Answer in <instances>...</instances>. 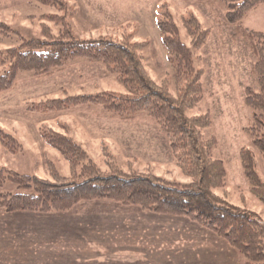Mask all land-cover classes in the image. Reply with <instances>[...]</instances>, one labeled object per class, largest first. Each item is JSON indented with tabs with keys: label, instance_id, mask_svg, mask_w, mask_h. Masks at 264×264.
I'll use <instances>...</instances> for the list:
<instances>
[{
	"label": "rangeland",
	"instance_id": "rangeland-1",
	"mask_svg": "<svg viewBox=\"0 0 264 264\" xmlns=\"http://www.w3.org/2000/svg\"><path fill=\"white\" fill-rule=\"evenodd\" d=\"M53 4L0 0V24L12 30L9 37H0V54L19 47L23 40L42 39L43 25L48 26L54 36L66 29L83 40L108 37L129 44L146 42L148 47L138 55L150 78L159 85L169 81L171 91L177 93L182 84L178 86L172 79L174 68L164 50L158 22L171 17L178 25L182 42L188 47H191L192 39L184 27L185 21L196 18L203 30L210 31L203 46L193 51L195 67L204 73V94L202 102L189 114L209 115L211 124L203 132L204 139L217 142L216 148L211 150L212 157L223 162L228 175L224 187L216 193L229 204L256 213L264 226V205L252 194L241 161L242 150H249L264 182V159L246 131L252 110L245 104V94L249 88L255 92L259 90L254 74L257 57L249 40L228 24L227 5L201 0H56ZM243 26L252 33H263L264 6L250 12ZM3 72L4 68L0 67V75ZM126 92L117 74L109 72L101 63L83 59L71 61L47 76L19 74L13 88L0 94V130L10 138L0 140V169L51 181L48 171V162H51L62 177H69L67 161L42 139V130L52 129L73 138L106 173L111 169L104 160V148L128 174L138 171L169 183L183 186L192 183V179L177 167L168 139L146 114L140 113L126 121L107 116L99 104L80 103L63 112L52 111L48 105L67 98ZM17 193L33 194V190H20L11 182L0 187V195ZM129 210L136 211L137 217L121 216ZM102 212L121 226L111 231L110 239L97 240L100 249L89 250L84 246V253L101 250L105 257L107 254L116 257V254H122L118 253L121 249L131 246L130 250L138 248L134 252H141L146 263H247L227 243L185 219L143 213L137 208L107 201L80 203L60 218L71 222ZM12 217H15L12 223L17 225L19 215ZM8 220L2 219V222L9 223ZM88 229L87 240L93 241L94 230ZM34 239L32 249L23 244L17 250V264L38 259L40 253V264L63 263L58 255L61 251L54 250L48 242L46 251L42 252L44 247ZM37 247H42V251ZM128 256L134 259L131 253ZM49 259L53 260L47 261Z\"/></svg>",
	"mask_w": 264,
	"mask_h": 264
},
{
	"label": "trees",
	"instance_id": "trees-1",
	"mask_svg": "<svg viewBox=\"0 0 264 264\" xmlns=\"http://www.w3.org/2000/svg\"><path fill=\"white\" fill-rule=\"evenodd\" d=\"M51 6L56 0H33ZM220 1L227 5L226 20L229 25L248 39L257 57L254 74L259 90L248 89L245 104L252 110L247 134L264 159V32L252 33L243 26L246 16L264 0H201ZM184 27L192 39L191 47L182 42L178 25L170 17L159 21L157 28L167 57L174 68L172 79L182 87L172 92L171 83L154 82L138 52L148 43L116 41L108 37L83 40L66 30L54 36L48 26H42L43 38L23 40L17 48L0 54V94L10 91L21 73H38L47 76L71 61L83 59L106 66L119 76L126 94L93 97H74L48 103L52 111L63 112L80 103L99 104L107 116L131 120L144 113L156 122L160 133L170 143L177 159V167L192 179L188 185L169 183L159 177L135 171L123 172L116 159L104 148L107 167L104 172L73 138L52 129L41 132L44 143L63 156L70 168V176L62 177L56 166L48 162L51 181L12 173L0 169V187L7 182L18 189L33 190V194L0 195V210L8 214L67 213L80 203L107 201L123 207L137 208L169 218L185 219L221 239L246 264H264V226L259 216L249 210L229 204L216 192L224 187L228 177L224 164L212 157L215 140L204 139L203 132L210 126L209 115L191 116L189 111L203 100V70H197L193 51L199 50L208 39L209 30H203L196 18L185 21ZM12 30L0 24V37H9ZM173 59L175 62L173 63ZM10 139L0 130V140ZM14 141V140H13ZM244 176L252 194L264 205V182L256 170L253 154L241 152ZM109 169V170H110ZM183 222V221H182Z\"/></svg>",
	"mask_w": 264,
	"mask_h": 264
},
{
	"label": "crops",
	"instance_id": "crops-1",
	"mask_svg": "<svg viewBox=\"0 0 264 264\" xmlns=\"http://www.w3.org/2000/svg\"><path fill=\"white\" fill-rule=\"evenodd\" d=\"M85 210L88 211V208H85ZM70 212L47 215L20 214L16 219V225L12 223L15 220V217H12L14 214H9L8 218L0 210V264H17V259H19L17 250L23 244L32 249L34 238H36L34 239L35 243L38 242L44 247L43 251L42 247L36 248L42 252L46 251L45 247L48 242L52 244L50 246H53L54 250L61 251L62 253L58 255L63 260L62 264H154V262L146 263L141 252H134L138 248L130 250L131 246L121 249L118 253L122 252V254H116V257H112L109 254L105 257L101 250L91 252L92 254L84 253L82 249H85V247L89 250L100 249L97 240L110 239L111 231L117 229L118 225L121 226V223L112 221L106 212L88 217H78L71 222H65L64 219L60 218V215ZM121 216L137 217V212L129 210L125 214H121ZM2 219H9V223L2 222ZM88 228L94 230V233L91 234L93 241L87 240L86 236L89 235L87 233L89 231ZM133 247H135V244H133ZM128 253H131L134 259L128 256ZM40 257L41 253L38 259L27 260L25 264H40ZM53 259L47 261H52ZM49 264H57V262Z\"/></svg>",
	"mask_w": 264,
	"mask_h": 264
}]
</instances>
